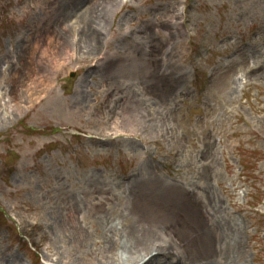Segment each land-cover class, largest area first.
<instances>
[{"label": "rangeland", "instance_id": "374dc122", "mask_svg": "<svg viewBox=\"0 0 264 264\" xmlns=\"http://www.w3.org/2000/svg\"><path fill=\"white\" fill-rule=\"evenodd\" d=\"M2 56L0 264H264V0H0Z\"/></svg>", "mask_w": 264, "mask_h": 264}, {"label": "bare ground", "instance_id": "6f19581e", "mask_svg": "<svg viewBox=\"0 0 264 264\" xmlns=\"http://www.w3.org/2000/svg\"><path fill=\"white\" fill-rule=\"evenodd\" d=\"M71 7L73 8L74 6H72L71 5ZM66 10H69V7H68V9H66ZM74 10V9H73ZM85 12L83 13V15L82 16H80V19H83L84 17L83 16H85ZM84 27L86 28V30L89 32V30L91 29V25H89V24H86V25H84ZM88 32H87V34H88ZM7 57H5V56H2V57H0V64L1 63H3L4 62V60L6 59Z\"/></svg>", "mask_w": 264, "mask_h": 264}]
</instances>
